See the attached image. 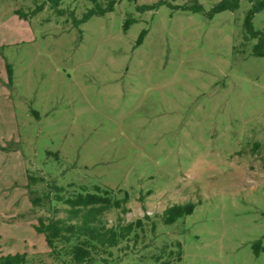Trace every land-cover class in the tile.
<instances>
[{
	"label": "rangeland",
	"instance_id": "1",
	"mask_svg": "<svg viewBox=\"0 0 264 264\" xmlns=\"http://www.w3.org/2000/svg\"><path fill=\"white\" fill-rule=\"evenodd\" d=\"M115 1L74 24L93 0H0V256L71 264L33 229L50 214L29 202L26 175L39 174L127 193L129 210L105 218L144 229L94 264H151L175 242L177 264H264L253 248H264V57L244 30L251 5L210 20L220 0H197L196 14ZM252 27L264 31V9ZM185 204L190 215L160 221Z\"/></svg>",
	"mask_w": 264,
	"mask_h": 264
},
{
	"label": "trees",
	"instance_id": "2",
	"mask_svg": "<svg viewBox=\"0 0 264 264\" xmlns=\"http://www.w3.org/2000/svg\"><path fill=\"white\" fill-rule=\"evenodd\" d=\"M251 5L247 10L244 20V30L250 39H257L258 43L253 47V55L264 57V31L252 30L253 16L264 9V0H246ZM54 6L59 0H52ZM95 5L82 18L75 19V23H83L92 16H102L111 12L116 3L115 0H106V4H99L93 0ZM160 6H168L173 11H189L193 14L202 13V4L194 0L187 5H174L168 0H159L152 4L137 6L138 12L156 10ZM240 0H220L205 13L207 19H212L216 14L223 11L234 12L239 9ZM135 19L128 18L124 24L126 30ZM146 31H142L138 45L142 43ZM8 76L10 77V71ZM8 77V78H9ZM27 188L29 202L33 208H46L50 214L38 218L37 224L33 226L38 235H42L49 253L55 259L67 258L71 264H94L102 255H110V250L117 249L121 244L133 239H138V232L143 231V221L124 223L120 218L114 225H109L105 215L110 211H118L125 214L128 195L123 193L121 198L115 197L113 190L93 187L90 191L85 186H75L70 183L66 186L57 185L54 180L46 182L39 174H27ZM41 184H44L41 186ZM58 206H62L58 208ZM192 208L187 204L173 205L161 212L160 221L163 224L172 225L184 215H190ZM147 218V216H145ZM154 228V225H153ZM163 246L150 258L151 264H177L181 261L182 245L175 242L172 248ZM254 252L263 251L260 240L253 244ZM106 261V259H104ZM26 254H8L0 256V264H26Z\"/></svg>",
	"mask_w": 264,
	"mask_h": 264
}]
</instances>
